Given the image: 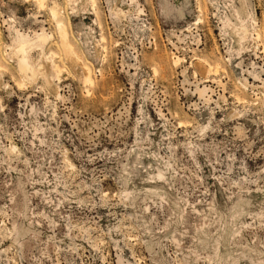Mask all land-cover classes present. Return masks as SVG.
<instances>
[{"label":"rangeland","instance_id":"1","mask_svg":"<svg viewBox=\"0 0 264 264\" xmlns=\"http://www.w3.org/2000/svg\"><path fill=\"white\" fill-rule=\"evenodd\" d=\"M53 1L93 86L53 39L50 83L7 55L15 29L56 39ZM244 2L0 0V264H264V0Z\"/></svg>","mask_w":264,"mask_h":264},{"label":"bare ground","instance_id":"2","mask_svg":"<svg viewBox=\"0 0 264 264\" xmlns=\"http://www.w3.org/2000/svg\"><path fill=\"white\" fill-rule=\"evenodd\" d=\"M36 1L39 6L42 7L44 6L45 0H36ZM90 2L93 7L96 3V0H90ZM243 2L244 0H242L241 3L242 5H244V3L246 4V2L244 3ZM62 8L63 7L60 6L55 1L51 2V4L49 5V15L55 24L56 39H54L53 34L45 33L44 31H42L41 33H37L38 32L37 31L36 33H34V37H31L29 34L21 32L18 29H15V37L13 39L11 46H8L9 51L7 52V55L10 59L15 60L17 70L22 75L23 78L27 80H35L37 77H42L44 81L50 83L52 77L57 75L58 72L61 71L60 66L55 63L54 59L50 56H45L43 52L44 46L47 45V43H49L50 40L53 39V42L57 45V48L63 54V58L69 61L71 64L80 67L81 81L86 85L93 86L95 84V80L92 75V69L90 65L87 62H85V60L80 56L81 54L79 55L76 49L77 47L74 46L75 44L73 43V40L71 38V33L68 29V20L65 19L66 16L65 17L63 16L65 12L63 14ZM236 12L238 15L240 11L238 12L237 10ZM238 17L240 21L239 23L238 22L234 23L231 22L230 20H226L225 25L231 28V33L235 36L236 41L240 42L242 40H246L247 38H249L251 36V31L248 28V26L242 22L243 21L242 18H240V16ZM257 37H259V33H257L256 38ZM100 39H103V36H101ZM36 47H38L42 51V54L40 55V58L37 61L33 60L31 56V52H32L31 50ZM54 54H56V52H54ZM59 58L61 59L62 56L60 55ZM199 65H200V74L204 76V74H206L207 72V69L204 71L202 69L203 64L199 63ZM2 67H6V65L0 62V68ZM21 84H22L21 82H17L18 86H20ZM198 91L202 95L206 93L205 92L206 88L204 87ZM239 97L236 99L240 100ZM15 149L17 150L16 147Z\"/></svg>","mask_w":264,"mask_h":264}]
</instances>
